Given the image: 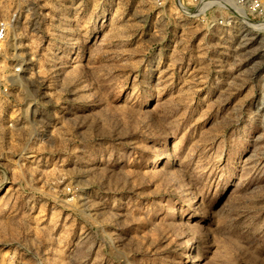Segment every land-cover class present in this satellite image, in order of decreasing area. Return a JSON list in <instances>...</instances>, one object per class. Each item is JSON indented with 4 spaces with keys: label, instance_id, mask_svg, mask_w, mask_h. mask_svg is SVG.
I'll list each match as a JSON object with an SVG mask.
<instances>
[{
    "label": "rangeland",
    "instance_id": "1",
    "mask_svg": "<svg viewBox=\"0 0 264 264\" xmlns=\"http://www.w3.org/2000/svg\"><path fill=\"white\" fill-rule=\"evenodd\" d=\"M236 3L206 31L0 0V264H264V0Z\"/></svg>",
    "mask_w": 264,
    "mask_h": 264
},
{
    "label": "built area",
    "instance_id": "2",
    "mask_svg": "<svg viewBox=\"0 0 264 264\" xmlns=\"http://www.w3.org/2000/svg\"><path fill=\"white\" fill-rule=\"evenodd\" d=\"M185 1L186 5L184 3ZM238 1L239 0H176L177 6L183 12L182 15H186L187 17L194 19L196 22L200 21L204 24L206 31H212L218 26L224 28L228 24L226 20L229 21V19L226 14L217 18H211L210 12L215 5L218 6V8L223 7V9H226L225 6H228V4H237L236 2ZM187 6H190V8Z\"/></svg>",
    "mask_w": 264,
    "mask_h": 264
},
{
    "label": "bare ground",
    "instance_id": "3",
    "mask_svg": "<svg viewBox=\"0 0 264 264\" xmlns=\"http://www.w3.org/2000/svg\"><path fill=\"white\" fill-rule=\"evenodd\" d=\"M75 42H77V40H75ZM12 80V79H11Z\"/></svg>",
    "mask_w": 264,
    "mask_h": 264
}]
</instances>
